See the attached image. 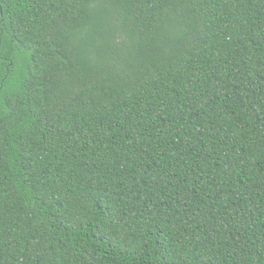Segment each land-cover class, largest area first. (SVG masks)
Wrapping results in <instances>:
<instances>
[{
  "label": "trees",
  "instance_id": "16d2710c",
  "mask_svg": "<svg viewBox=\"0 0 264 264\" xmlns=\"http://www.w3.org/2000/svg\"><path fill=\"white\" fill-rule=\"evenodd\" d=\"M0 264H264V0H0Z\"/></svg>",
  "mask_w": 264,
  "mask_h": 264
}]
</instances>
